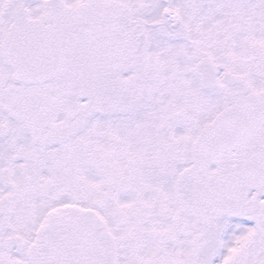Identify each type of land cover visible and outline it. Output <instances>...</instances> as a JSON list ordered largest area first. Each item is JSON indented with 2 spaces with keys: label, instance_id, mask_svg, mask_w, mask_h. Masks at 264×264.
<instances>
[{
  "label": "snow or ice",
  "instance_id": "snow-or-ice-1",
  "mask_svg": "<svg viewBox=\"0 0 264 264\" xmlns=\"http://www.w3.org/2000/svg\"><path fill=\"white\" fill-rule=\"evenodd\" d=\"M0 264H264V0H0Z\"/></svg>",
  "mask_w": 264,
  "mask_h": 264
}]
</instances>
